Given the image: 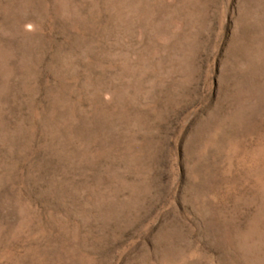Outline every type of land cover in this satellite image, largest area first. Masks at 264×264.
<instances>
[{
	"label": "rangeland",
	"instance_id": "374dc122",
	"mask_svg": "<svg viewBox=\"0 0 264 264\" xmlns=\"http://www.w3.org/2000/svg\"><path fill=\"white\" fill-rule=\"evenodd\" d=\"M0 264H264V0H0Z\"/></svg>",
	"mask_w": 264,
	"mask_h": 264
}]
</instances>
